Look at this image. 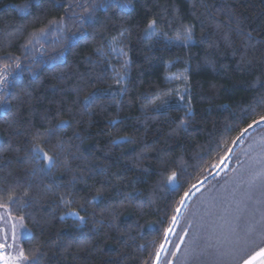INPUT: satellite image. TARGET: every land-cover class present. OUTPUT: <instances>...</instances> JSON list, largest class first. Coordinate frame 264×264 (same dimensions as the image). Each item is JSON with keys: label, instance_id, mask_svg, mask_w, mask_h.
<instances>
[{"label": "trees", "instance_id": "16d2710c", "mask_svg": "<svg viewBox=\"0 0 264 264\" xmlns=\"http://www.w3.org/2000/svg\"><path fill=\"white\" fill-rule=\"evenodd\" d=\"M21 2L0 0V68L6 63L22 64L13 73L20 99L13 98L11 113L0 118V175L11 172L12 179L21 182L20 191L33 196L44 193L46 185L68 184L75 178L71 188H54L28 207H12L11 214L24 216L33 233V239L21 240V245L28 255L35 248L44 252L41 264H142L154 248L142 251L139 245L163 242L164 229L169 227L172 209L183 192L202 174L213 173L215 178L210 177L192 197V208L199 204L204 188L217 181L223 183L221 178L238 167L235 160H228L220 175L215 176L216 169L209 168V164L218 163L239 129L251 122V116L242 119L241 110L254 105L258 97L264 98V0H130L127 10H121L112 0H104L110 6L106 10L97 8L91 16L87 14L99 0H37L28 15L17 12L16 6ZM77 4L82 6L69 8ZM81 16L82 21L78 19ZM65 17L67 27L63 33L53 30L26 50L33 33L47 27L50 21ZM153 18L158 20L157 31L173 39L185 26H194V42L180 47L143 40V29ZM237 21L242 32L251 33L252 39L247 43V37L235 31ZM121 31H126L125 55L119 62L114 53L108 59L117 69L124 59L130 60L126 95L122 100L119 96H102L88 113L77 115L72 126L60 133L65 147L70 149L71 168L79 169L82 175L58 167L51 177H31L25 171L30 165L18 159L26 153L28 129L41 124L52 127L58 120L67 119L76 98L74 89L84 80H94L108 70L102 83H90L81 95L114 83L108 62L96 50L100 48L108 54V41L119 38ZM225 33L231 37L230 46L222 40ZM8 56L14 59L8 60ZM175 76L188 77L189 96H185V101L190 98L194 115L187 130L173 131L178 118L184 116V108L177 107L175 90L182 94L186 87L183 80L166 79ZM170 89L174 91L165 113L143 108L148 103L144 96L160 92L163 98ZM262 110L264 105H258L257 114ZM113 119L121 123L113 127ZM228 126H232L231 132L226 131ZM121 136L135 142L113 143ZM262 136L264 128L253 131L235 148V155L244 159L242 150L250 139L259 140ZM9 145L13 150L5 151ZM145 147L147 153L137 160L140 167H134L128 161ZM72 155L80 159H71ZM158 155L169 159V174L178 173L182 185L179 192L169 194L156 187L160 179ZM29 182L31 188L27 187ZM101 184L109 189L104 200L87 204V211H80L86 225L79 226V221L71 216L61 219L64 213L79 210V205L86 198L90 200ZM113 185L118 186L117 190H112ZM136 191L140 193L136 201L125 200L111 225L107 223L111 216L105 217L103 226L93 223V210L99 212L118 203L123 199L120 193ZM66 192L69 199L75 195V202L60 203L58 195ZM176 226H186L184 218ZM94 227L99 231H92ZM58 234L66 247L54 245ZM82 234L87 236V244L67 243ZM261 246L264 244L258 243L249 254Z\"/></svg>", "mask_w": 264, "mask_h": 264}, {"label": "snow or ice", "instance_id": "6c2138e0", "mask_svg": "<svg viewBox=\"0 0 264 264\" xmlns=\"http://www.w3.org/2000/svg\"><path fill=\"white\" fill-rule=\"evenodd\" d=\"M112 2L117 3V6L121 10H127L130 4V0H112ZM36 3L37 0H22L16 6V10L20 15H28L30 9ZM81 6L79 4L69 5V8ZM108 6L110 5H106L104 0H99V3L92 4V9L87 15L91 16L97 8H105L106 10ZM64 19H67V17L61 20L50 21L47 27L33 33L32 38L25 45L26 50H30V45L38 44L41 40L45 39L53 30L63 33L67 27L64 24ZM78 19L82 21L84 17L81 16ZM157 24L158 20L156 18L147 22L143 29V40H155L164 45H176L180 47H189L194 42V26H185L183 32L173 39L167 36L166 33L158 32ZM217 27H220L219 22H217ZM235 31L238 35H245L247 37L246 43L252 39L251 33L241 31L239 21H237ZM125 37L126 31H121L119 38H113L108 41V54H105L100 48L96 50L97 55L108 62L112 73V80L114 81L113 84H109L106 89L96 88L81 95L90 83H102L108 70L102 71L94 80H84L74 89L76 98L72 102V107L69 108L67 119L58 120L52 127L41 124L40 127H30L28 129L26 133L28 136L26 153L23 157H18L22 163L30 165V167L25 169L28 175L31 177H36L37 175L40 177H51L54 170L58 167L63 168L65 171H73L74 174L82 175L79 169L73 170L71 168V161L69 159L71 155L70 149L65 147L66 141L60 136V133L63 129L72 126V121L77 115L88 113L101 100L102 96L108 95L114 99L119 96L122 100L126 95L128 91V69L131 62L128 59H124L120 68L117 69L108 59V56L114 53L117 56V62H119V58L125 55L123 46V38ZM222 40L225 44L231 45L232 41L228 33L223 35ZM213 46L218 47L219 45L214 43ZM151 47L152 45L150 44L149 48ZM58 55H62V52ZM6 58L8 60L14 59L11 56ZM21 68V63H15L14 65L6 63L0 68V118L6 117L11 113L13 98L20 99L15 92L16 85L13 73L15 70ZM166 79L169 81L173 79L183 80L186 84L182 94H180L179 90H175L177 92V107L184 108V116L178 118L176 129L173 131L178 129L187 130L194 115L190 98L188 101H185V96H189L188 77L175 76L167 77ZM216 87V85H213V88ZM173 91L170 89L168 95H165L163 98H161L163 94L160 92L144 96L143 99L148 103L143 108L157 113H165V110L169 107ZM25 95H30V93L26 92ZM258 105H264V98L258 97L254 105L247 106L241 110L242 119L245 116H251L253 117L251 122L247 123L246 127L239 129L238 134L231 139L230 146L225 147L224 155L219 157V162L209 164V168L216 169L215 176L220 175V171L226 166L228 160H235L238 167L231 169V175L221 178L223 183L217 181L211 187L204 188L199 204L193 205L192 208H189V202L197 192H200L205 182L209 180V177L215 178L213 173L207 172V175L202 174L201 179L191 184L189 189L183 192L177 202V206L172 209L174 215L170 218L169 227L164 229L163 242L159 245H156L155 242L139 245L142 251H147L149 247L154 248V251L149 253L148 258L144 259L142 264H264V246L259 247L258 251L249 254L251 249L258 243L264 244V136L260 137L259 140L255 138L250 139L248 147L242 150L244 159L235 155V148L243 144L246 139H249L253 131L264 128V110L257 114ZM58 111H62V109ZM110 123L115 127L121 121L113 119ZM232 130V126L226 127V131L231 132ZM74 135H77V138H79L78 133ZM53 141H55V144H53ZM124 142L134 143L135 141L128 136H121L113 141V143ZM49 145H52V147H49ZM220 146V143L216 145L217 148ZM12 150L11 145L5 149V151ZM146 153L147 148L145 147L141 152L136 154L133 160L128 162L134 167H140L137 160H142ZM71 159H80V157L72 155ZM157 163L160 168V179L156 187L167 190L169 194L179 192L182 185L178 181L177 172L171 171L169 174V159L164 155H158ZM99 170L104 171V168L100 167ZM74 183L75 178L69 181L68 184L53 182V184L45 186L44 193L37 192L33 196L28 191H20L21 182L13 180L11 172L0 175V209L3 210L0 212V221L6 222L8 219L14 221L10 226V235L8 231L0 229V264H41L45 253L35 248L31 255L26 254V250L20 241L33 239V233L26 226L24 222L25 217L13 218L11 216V209L14 206L28 207L31 203L38 202L42 195L53 191L54 188L68 189ZM27 187H32L31 182L28 183ZM117 188V185L112 186V190L114 191ZM108 191L109 189L101 184L90 200L86 198L79 205V210L66 212L61 219L71 216L75 221H79V226L86 225L87 220L84 216L80 215V211L86 212L87 204L103 201L105 193ZM68 195L67 192L58 195L61 204L75 202V195H72L70 199L67 198ZM120 195L123 199L118 203L113 202L101 208L99 212L93 210L91 217L94 224L103 226L106 223L105 217L111 216V220L107 221L111 225L115 222L119 214L118 210L123 206L124 201H136V197L140 193L136 191L126 194L120 193ZM148 202L150 203L151 201ZM137 203L143 204L144 201H137ZM185 213H187V216H185ZM181 218H184L186 227L179 236L178 242H173L169 237L174 233V226L180 222ZM92 231H99V229L94 227ZM9 240H11V243H8ZM72 241H76L78 246H80L87 244L88 238L82 234L81 237H73L67 243L71 244ZM53 243L57 247L67 246L59 234L57 235V241ZM169 244L172 247H167ZM10 248L15 251H8Z\"/></svg>", "mask_w": 264, "mask_h": 264}, {"label": "rangeland", "instance_id": "374dc122", "mask_svg": "<svg viewBox=\"0 0 264 264\" xmlns=\"http://www.w3.org/2000/svg\"><path fill=\"white\" fill-rule=\"evenodd\" d=\"M3 210L2 209H0V212H2ZM11 216L13 217V218H15L12 214H11ZM14 221L12 220V219H8L6 222L5 221H0V229H3V230H5V231H8L9 232V235L11 234V228H10V226H11V224L13 223ZM8 243H11V240H9L8 241ZM20 243H21V241H20ZM8 251H10V252H14L15 250L14 249H8Z\"/></svg>", "mask_w": 264, "mask_h": 264}, {"label": "flooded vegetation", "instance_id": "af4514ba", "mask_svg": "<svg viewBox=\"0 0 264 264\" xmlns=\"http://www.w3.org/2000/svg\"><path fill=\"white\" fill-rule=\"evenodd\" d=\"M186 226H176L174 227V233L170 235L169 239L173 242H178L179 236L183 233V229ZM167 247H172L171 244L167 245ZM259 250V249H258ZM257 251V250H256Z\"/></svg>", "mask_w": 264, "mask_h": 264}, {"label": "water", "instance_id": "95a60500", "mask_svg": "<svg viewBox=\"0 0 264 264\" xmlns=\"http://www.w3.org/2000/svg\"><path fill=\"white\" fill-rule=\"evenodd\" d=\"M210 178V177H209ZM175 227V226H174ZM258 251V250H257Z\"/></svg>", "mask_w": 264, "mask_h": 264}]
</instances>
